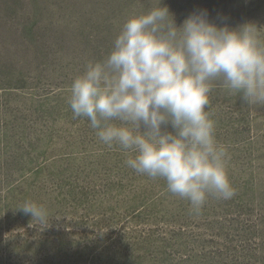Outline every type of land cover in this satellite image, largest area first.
Wrapping results in <instances>:
<instances>
[{
  "label": "rangeland",
  "instance_id": "obj_1",
  "mask_svg": "<svg viewBox=\"0 0 264 264\" xmlns=\"http://www.w3.org/2000/svg\"><path fill=\"white\" fill-rule=\"evenodd\" d=\"M158 3L0 0V264H264V105L214 82L207 111L235 194L210 196L199 214L73 118V79L109 54L128 19ZM161 6L177 27L203 13L264 34V0ZM29 200L47 209L46 227L18 210Z\"/></svg>",
  "mask_w": 264,
  "mask_h": 264
},
{
  "label": "clouds",
  "instance_id": "obj_2",
  "mask_svg": "<svg viewBox=\"0 0 264 264\" xmlns=\"http://www.w3.org/2000/svg\"><path fill=\"white\" fill-rule=\"evenodd\" d=\"M214 82L243 104L264 105L262 29L252 22L221 27L203 13L177 27L159 0L123 24L103 60L87 63L72 81L68 104L102 145L127 153L128 168L164 180L168 193L199 214L210 196L235 194L227 149L207 111ZM18 210L41 227L49 223L47 209L33 201Z\"/></svg>",
  "mask_w": 264,
  "mask_h": 264
}]
</instances>
